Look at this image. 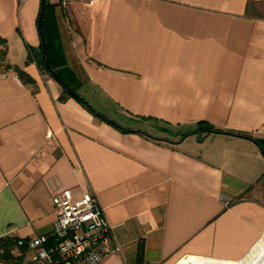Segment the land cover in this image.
I'll return each instance as SVG.
<instances>
[{
    "label": "crops",
    "instance_id": "crops-1",
    "mask_svg": "<svg viewBox=\"0 0 264 264\" xmlns=\"http://www.w3.org/2000/svg\"><path fill=\"white\" fill-rule=\"evenodd\" d=\"M0 51V239L49 233L62 189L103 207L101 264H233L264 236V0H0Z\"/></svg>",
    "mask_w": 264,
    "mask_h": 264
},
{
    "label": "built area",
    "instance_id": "built-area-1",
    "mask_svg": "<svg viewBox=\"0 0 264 264\" xmlns=\"http://www.w3.org/2000/svg\"><path fill=\"white\" fill-rule=\"evenodd\" d=\"M72 0H57L66 7ZM54 212L52 230L18 241L30 253L28 264H101L120 247L112 234L96 195L84 192L78 199L62 189L51 197Z\"/></svg>",
    "mask_w": 264,
    "mask_h": 264
},
{
    "label": "trees",
    "instance_id": "trees-1",
    "mask_svg": "<svg viewBox=\"0 0 264 264\" xmlns=\"http://www.w3.org/2000/svg\"><path fill=\"white\" fill-rule=\"evenodd\" d=\"M42 24H43V22L41 21V27H42ZM50 45H51L50 42H47L43 38V42H41L39 45V48L42 49L43 57L41 54L40 56L38 55L36 57H32V59L34 60V62H36L37 66L41 72L47 73L50 76H53L57 80H59L58 74L60 73V70L54 68L53 62H52V60H50V58L48 56V52H49L48 49L51 48V46H52V45L51 46ZM2 54H3V52L0 51V60L2 59V57H1ZM29 60H31L30 56H29ZM8 67L9 66L6 65L5 68H8ZM14 69L20 73V70L18 68L16 69L14 67ZM63 69H61V70L63 71ZM62 84H63V82H62ZM64 87H66V85ZM201 129H204L206 132L217 131L212 126H209V124L201 127ZM250 138H252V136ZM254 140H255L256 144L260 146L261 151L264 155V145H262L258 139H254ZM20 240L24 241L25 239H15V238H11V237L10 238L6 237V238L0 239V260L1 261L6 262V263H12V264H18L19 262H21L22 255L15 256L12 254V251L14 250L15 247H16V249L19 248L21 251L23 250V246L18 245V241H20Z\"/></svg>",
    "mask_w": 264,
    "mask_h": 264
},
{
    "label": "bare ground",
    "instance_id": "bare-ground-1",
    "mask_svg": "<svg viewBox=\"0 0 264 264\" xmlns=\"http://www.w3.org/2000/svg\"><path fill=\"white\" fill-rule=\"evenodd\" d=\"M260 243L261 242H257L253 247H252V249H251V251H249V253L247 254V256L250 254H254L253 252H255L256 251V253H255V256L253 257V261H251V263H249V264H264V255H263V253H264V249H263V251L261 252V254H258V250H259V246H261L260 245ZM249 255V256H250ZM182 264H214V263H207V262H204V261H200V260H198V259H196V258H194V259H188V260H186L185 261V263H182Z\"/></svg>",
    "mask_w": 264,
    "mask_h": 264
},
{
    "label": "rangeland",
    "instance_id": "rangeland-1",
    "mask_svg": "<svg viewBox=\"0 0 264 264\" xmlns=\"http://www.w3.org/2000/svg\"><path fill=\"white\" fill-rule=\"evenodd\" d=\"M0 64H1V60H0ZM1 65H0V69H1ZM259 242H261L260 243V245L261 246H259V250H258V254H261V252L263 251V249H264V236H262L260 239H259ZM263 248V249H262ZM14 249H16V247L14 248ZM251 251V250H250ZM254 254H249L248 256H246L245 258H243L242 260H240V262H237V263H233V264H249V263H251V261H253L254 259H253V257L255 256V253H256V251L255 252H253ZM263 255H264V253H263ZM22 259H24V257H22ZM186 260H188V259H183V260H181L180 262H178L179 261V259L178 260H176V262L175 263H178V264H182V263H185V261ZM200 261H204V262H207V263H214V264H228V263H218V262H212V261H206V260H200Z\"/></svg>",
    "mask_w": 264,
    "mask_h": 264
},
{
    "label": "water",
    "instance_id": "water-1",
    "mask_svg": "<svg viewBox=\"0 0 264 264\" xmlns=\"http://www.w3.org/2000/svg\"><path fill=\"white\" fill-rule=\"evenodd\" d=\"M42 57H43V54H42ZM261 151V150H260ZM261 153H262V151H261ZM188 256H185L184 258H187ZM175 264H178V263H175Z\"/></svg>",
    "mask_w": 264,
    "mask_h": 264
}]
</instances>
